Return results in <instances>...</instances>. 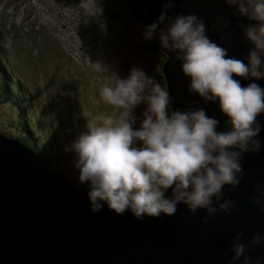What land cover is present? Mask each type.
<instances>
[{"label": "clouds", "instance_id": "9594fccd", "mask_svg": "<svg viewBox=\"0 0 264 264\" xmlns=\"http://www.w3.org/2000/svg\"><path fill=\"white\" fill-rule=\"evenodd\" d=\"M6 1L4 9H10L12 0ZM223 3L248 21L236 24L250 44L242 58L229 55L207 34L219 28L222 41L228 19L216 15L206 28L195 13L170 14L173 0H164L156 20L142 32L178 62L187 92L198 97L189 107L173 108L169 90L139 67L99 87V98L111 113L89 120L65 147L74 155L77 182L87 187L91 212L106 206L140 220L173 216L182 205L190 215L203 212L200 223L207 224L218 212L228 215L235 209L226 193L243 178L242 158L264 147V125L258 119L264 115V86L258 83L264 80V0ZM25 101L31 99L25 96ZM201 103L214 104L223 119L209 115ZM252 187L256 194L250 203L264 212V182ZM243 236L237 231L232 237L224 252L231 253L227 264H264V258L247 254L250 247L264 244V231L251 233L247 245L240 242Z\"/></svg>", "mask_w": 264, "mask_h": 264}, {"label": "water", "instance_id": "95a60500", "mask_svg": "<svg viewBox=\"0 0 264 264\" xmlns=\"http://www.w3.org/2000/svg\"><path fill=\"white\" fill-rule=\"evenodd\" d=\"M173 2L170 14L195 13L206 28L216 15L228 19L222 41L217 37L219 28L207 34L229 55L242 58L250 48L236 27L237 21H248L236 17L223 0ZM163 3L142 0L141 4L147 16L157 18ZM161 69L173 108L189 107L191 100L198 99L187 92V78L170 55ZM258 83L264 86V80ZM199 106L223 119L214 104ZM258 119L264 125V115ZM260 138L264 139V131ZM39 158L19 139L0 133V264H227L231 253L224 252L237 231H243L240 242L245 245L251 233L264 231V212L250 203L256 194L253 183L264 182V147L242 158L243 178L234 191L226 193L236 202L235 209L228 215L218 212L207 224L200 223L203 212L190 215L182 205L173 216L140 220L129 212L118 215L106 206L93 213L87 190L49 172L46 160ZM247 254L264 258V244L250 247Z\"/></svg>", "mask_w": 264, "mask_h": 264}, {"label": "rangeland", "instance_id": "374dc122", "mask_svg": "<svg viewBox=\"0 0 264 264\" xmlns=\"http://www.w3.org/2000/svg\"><path fill=\"white\" fill-rule=\"evenodd\" d=\"M24 1L12 10L0 0V48L22 83V93L30 91L27 110H39L44 117L37 120L41 126L33 124L42 137L46 167L64 174L75 188L87 189L77 182L74 155L65 147L89 120L111 113L99 98V87L139 67L166 88L161 74L165 55L152 48L155 37L143 38L147 24L125 17L113 5L117 0ZM142 108L135 110L137 116ZM19 116L0 102V132L18 135Z\"/></svg>", "mask_w": 264, "mask_h": 264}, {"label": "trees", "instance_id": "16d2710c", "mask_svg": "<svg viewBox=\"0 0 264 264\" xmlns=\"http://www.w3.org/2000/svg\"><path fill=\"white\" fill-rule=\"evenodd\" d=\"M77 1V0H72ZM106 0L105 2H107ZM113 1V0H111ZM118 3H114L113 5H118L120 7L119 10H122L126 14L124 15L127 18H133L137 21L145 20L147 24H150L154 22L153 20L148 19L145 16V13L142 9V0H117ZM19 1H15L14 5L11 2L10 6L12 7V10L19 9L18 6ZM111 9V8H109ZM112 12L115 10L111 9ZM111 12V13H112ZM117 14V15H116ZM115 14V18L119 17V11H117ZM121 20V19H120ZM0 37H1V31H0ZM153 49L157 50V44L152 46ZM0 102L6 103L11 110L15 111L16 113L20 114L18 124L21 125L19 127V134L18 139L29 147L30 149L34 150L35 153L43 160H45V156L43 153V147L41 145L42 137L39 135V130L36 126H34V122L39 124L41 126V122H38L37 120H41L44 118L42 113L38 111H33L31 114L27 110V102L25 101V94L22 93V83L18 79V75L13 71L12 67L7 62L6 56H3L2 50L0 48ZM34 92V90H31ZM27 95H30L26 93ZM27 99H30L27 97ZM23 109V110H22ZM61 176H66L64 174L58 173Z\"/></svg>", "mask_w": 264, "mask_h": 264}, {"label": "bare ground", "instance_id": "6f19581e", "mask_svg": "<svg viewBox=\"0 0 264 264\" xmlns=\"http://www.w3.org/2000/svg\"><path fill=\"white\" fill-rule=\"evenodd\" d=\"M69 3H77V2H79L80 0H77V1H72V0H67ZM143 9V8H142ZM144 11V10H143ZM144 13H145V11H144ZM145 16L148 18V19H150V20H153V21H155L156 20V18H151V17H149V16H147V14L145 13ZM131 19H133V18H131ZM137 21V20H136ZM141 21H143V22H145L146 23V21L145 20H140L139 22H141ZM147 24V23H146ZM148 25V24H147ZM157 47H158V49H157V51H160L161 53H164V55H165V60H164V63L167 61V58L169 57L168 56V54L165 52V51H162L161 50V48H159V46H158V40H157ZM163 63V64H164ZM162 64V65H163ZM161 74H162V69H161ZM163 76H164V79H165V75L164 74H162ZM165 82V84H166V88H167V81H164ZM29 102V101H28ZM40 128V127H39ZM45 158V157H44ZM40 160H43V159H41V158H39ZM46 160V159H45ZM47 163V162H46ZM47 166V165H46ZM47 169H48V167H47ZM48 171L49 172H52V173H54V174H56L57 176H59V177H62V178H64V180H66L67 182H69L67 179H65V177L64 176H61V175H59L56 171H51V170H49L48 169ZM70 183V182H69ZM73 185V184H72ZM81 190H87V189H81Z\"/></svg>", "mask_w": 264, "mask_h": 264}]
</instances>
